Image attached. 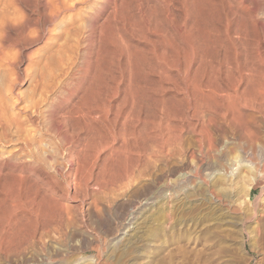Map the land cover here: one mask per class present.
<instances>
[{
  "label": "rangeland",
  "instance_id": "rangeland-1",
  "mask_svg": "<svg viewBox=\"0 0 264 264\" xmlns=\"http://www.w3.org/2000/svg\"><path fill=\"white\" fill-rule=\"evenodd\" d=\"M73 1L77 3L74 7L64 11L62 15L64 16L62 17L63 22L48 26V34L46 35L47 39H43L41 42L29 47V49H24V51H27L31 54V57L34 60L36 57H38L39 53L37 51H40L46 45H48V48H51L52 52L50 53L51 57L47 61V64L41 70V82H39V80L37 83H34V77L38 71L37 67H40V65H37L36 62L26 63L23 61L21 66L29 67L28 71L31 74V77L30 79H27L23 85L19 86L18 90L23 94L30 96L37 94L38 89V92L40 89H44L43 95L46 97V100L43 102V107L49 108L50 115L54 114L58 117V119L63 120L62 130L64 135L66 133V136L58 142L59 149L62 150L64 147L67 148V145H69L71 142L74 147V155L79 153L80 156H76L82 158V152L84 155L86 153L83 148H85V145L89 144L91 139L90 136H87L86 127H84L81 122H78V120H72L73 116L71 115L70 110L73 109V106L76 105V103L82 108H87L90 106L91 102L98 94V89L102 87V77H104L106 74L107 77H110L111 79V93H109L110 96L108 98V101L111 103L109 102L110 112L108 114V123L106 124L109 128L107 129L110 130V134H112L111 136L113 137L109 136L108 140L110 142L107 141L109 144H97L95 149H92L90 154L92 155L91 159H94L91 160L92 165L91 168L88 169L89 175L86 174L89 176V179L87 180L84 187L81 184H79L80 186L77 184L79 183L77 178L78 176L75 180H72L75 181L76 184L75 182L72 183L70 177L67 175L69 164L67 161V163H65V160L61 159L59 154H57L58 157H55V159L52 160L53 162L51 161V163H49L50 165L48 163L30 166L17 165L18 160L11 161L6 164H0V216L5 213V211L8 212L10 210L9 206L11 203L14 204L17 202V193L14 190L24 188V184L26 185V183L32 181L33 179L38 185H44L43 187L48 189L47 193L54 196L52 197L54 198L53 201H55L57 204L62 203L59 204L62 205L60 206L61 211L63 210L61 212V217L63 216V213L65 216V218L62 217V227L60 228L61 231L59 229V231L57 230L58 232L55 234L52 231L53 233L50 234V237H55H51L52 239L50 237L49 238L51 239L52 244L57 243L53 244L57 245V247L60 246L62 248L63 246V248H65L67 246L65 250L62 248L64 250L63 253L66 252L67 254L64 253V255L62 253L63 255L61 254V256L54 254V257V255H49L47 253L48 251L46 246L43 245V247L42 245L38 244L37 247L39 248L35 247V252L38 249L36 252L38 255L50 256H48L47 259L45 258L43 261L44 264H89V261H87L88 259H86L89 256H93V264H264V174H262L263 176H259L260 178H257V185L254 184V186L249 190L247 195L249 197L248 200L245 193L241 190L240 183L242 184L243 180L246 179L244 177L249 179V176L250 178L257 176V171H248L246 165L245 167H239V170L234 169V171L238 170V174L235 175L233 184H231L229 181L227 182V178H223L221 176L218 177L220 175H218V173H220V168L226 166L224 165L225 161H229V159H233L235 156H245L244 153H246V155L249 157L255 158L256 163L259 158L264 156V100L262 103L263 106L261 105L263 109L261 106H254L253 104L249 105L246 109V112H249L250 110L249 113L252 112V117H248V119L243 118V122L239 119L241 121L240 124H237V126L233 128L232 131L230 130L231 127L227 128V132L232 134L227 135L226 133V140H224V145L226 146L223 148L221 145L222 150H220L219 146L220 152L216 151L217 154H215L216 152H213L216 157L215 155H208V157H205L206 153L204 148H202V150L198 152L196 158L197 160L195 159L191 161L193 163L195 161L197 163L198 161V164H191L190 160L189 162L185 159H183L184 161L182 160V166L178 165L179 168L181 167L178 170H181V173L178 171L172 173L169 170L170 165H166L168 163L164 165L159 160H156L161 156V154H158L157 151H155L157 154L154 152V155L149 156L147 159L148 162L146 160V163H142L144 160L142 159V161H140L141 159H138L139 161L136 160V163V161L133 159H137V156L133 154V151H131L130 148V154H127V149L130 146L131 140L127 138L128 140H126L124 143L118 134V132L121 130V125L125 126L124 124H126V126H129L130 124H136V119L139 116L140 117L138 119H141L143 114L146 116V118H148L147 115L149 114L150 116L151 113V116L148 119H155V115L153 114L155 110H158L161 114L168 112V120L166 119V122L175 124L177 123L176 117L180 115V113L182 114V109L184 110L186 107L187 100H190L191 105L193 102V97L197 96L195 98H198L199 96L197 100L200 102L199 104H201L202 109H207L206 111H203V115L206 117L208 115L209 117V115L212 113L210 115L211 117L210 119L208 117V119H206L205 116H202V109H199V112H196L195 114L193 109L190 107V109L186 112L188 123H194L195 121V124H197L195 133H198V131H200L203 127L206 132H209V134L212 130V135L208 134L212 139L217 138L218 136L216 135L220 136V121H218L220 120V103H218V101L213 103L214 101H212L215 100V98L220 100V70L223 72L225 66H228L226 69H230L227 73L229 74V72H231V70L235 69L236 67L237 69L235 70L241 71L242 73H248V69H250V73L251 70L258 72L259 69V72H261L263 75L259 72L257 74L264 76V0H194L200 5H194V1L191 2V0H108L107 5L105 6L106 8L102 6L103 0ZM2 3H4V5ZM192 4L196 7V9H194L195 7L193 8ZM197 5L199 6L198 8ZM0 9L1 84L6 77V68L4 66L3 60L8 56L14 55L18 51L19 47L14 39L17 37L15 36L12 29L6 25L8 24L7 20L18 15L19 13L21 14L22 12H29L30 6L23 3H10L9 1L3 2L0 0ZM231 9L235 11L233 12ZM239 11H242L243 13ZM93 12L95 13V17L88 21L90 18L88 16L89 13L93 14ZM238 14L239 17H237ZM240 16L244 19L242 18V20ZM71 20L73 21L71 24L74 26L73 28H71L70 25ZM5 21H7L6 24ZM237 23L239 25H237ZM76 24L79 26V28L78 26L76 27ZM240 25L245 32V36L242 33L243 31L240 28ZM236 26L237 29L235 28ZM65 31H69L70 33L67 40L65 39L66 41L59 35L63 34ZM235 32L236 34H239L236 35ZM203 34L205 35L204 38ZM241 35L244 37L241 38L242 40L240 39ZM57 37L59 38L57 41L58 45L55 44ZM120 40H122V42L124 41L123 44L120 42ZM206 40H208V42H205V45L206 43L208 44L207 48H205V45L200 46V44ZM244 40L245 44L243 43ZM67 44H69V46ZM124 48H126V50L129 52L128 57L125 54L127 51ZM243 53L246 58L244 57ZM257 55L258 58H256ZM68 63L69 65H67ZM245 63L248 66H246ZM248 63L251 65L254 63L256 65L253 64L249 68ZM63 65L67 66L64 67ZM201 66L204 70L201 69ZM94 67H98L97 70L94 69ZM100 68L101 70H99ZM62 69H69V71H67L68 73L71 71V73L69 74V77H65L64 75L63 77L65 78L62 83H58L57 79L60 78L59 76L61 75V72H64ZM198 69H201L200 72H195ZM98 70L99 72H97ZM195 73H199L198 75L201 73V75H197L198 78L193 77ZM99 74H102V76L100 75L102 80L100 77H98L99 80L95 79L97 76H99ZM196 74L194 76H196ZM207 76L209 77L210 81H206V79L208 80ZM224 76L223 80L226 79V76ZM191 77L197 78L198 80L195 79V82H193L194 79L192 80ZM210 77L212 79H210ZM214 80L218 82H214ZM192 82L193 84H190ZM202 82H205L206 84L204 83L203 85ZM38 83L40 84L41 88L39 87ZM194 83H198V85H195ZM213 84H215L217 88ZM190 86L193 87V93L190 89ZM243 86L245 87L246 85L242 83L239 87V90ZM63 88H70V90L72 89L71 91H73L74 94L72 96H68ZM93 88L97 89H94V91ZM194 88H197V91L201 92V94L198 93L196 89L195 91L197 94L194 93ZM246 88L250 87L247 86ZM246 88L245 90L249 91V89ZM85 90L88 91V93ZM208 90L210 91L208 92ZM91 92L92 94L94 93L93 95L91 94L92 96L90 95ZM203 93L206 96H202L204 95ZM210 94H213L214 97L210 98ZM80 95L81 97L83 96V98H81ZM130 95H134L132 96V101L134 102L130 101ZM85 96L86 98H84ZM78 97H80V100ZM136 100L137 102H135ZM205 100L206 105H203L202 103ZM22 103H20L19 106H21ZM24 104L26 103H23L21 107H23ZM212 104H216V106H211ZM130 107L135 108L131 109ZM210 107L214 110H212ZM216 107H218L219 110ZM190 110L193 112V114H191L192 112ZM209 110L211 113H207ZM7 111L9 113L11 111L10 114L17 116L18 114H21V116L24 118V114L18 112V110L14 109L12 106L10 107V105L7 106ZM67 111L69 112L67 113ZM128 112L130 113V116L127 115L129 114ZM132 112H134V114ZM145 113H147V115ZM124 115L129 118L126 119V116L124 117ZM214 116L218 120H215ZM249 118H251L250 120L253 121L249 122ZM131 119L132 121H130ZM260 120L263 122L261 123ZM140 121H138V124ZM216 121L218 122V127L215 124ZM247 124L248 126L249 124L251 125L248 127L246 126ZM203 125H207V127ZM198 126L200 127L199 130H197ZM211 126L213 129L210 128ZM258 126H261L260 129ZM247 127V131L244 132L243 129L245 128L246 130ZM249 128L251 132L248 131ZM8 130L7 137L11 138L12 140L5 143L3 140H0V150L13 151L17 149L21 143H17L16 141L17 133L15 132V128H12L11 126L8 128ZM67 132L69 133L67 134ZM48 134L50 135L49 132ZM251 136H254L255 139H252L253 137L251 138ZM193 138L194 136H192L191 139ZM113 139L115 140L112 141ZM250 140L252 141V146L255 147H252L251 145L249 147L248 143ZM244 142L249 148L246 146V144H244ZM123 144L125 147L129 145L127 149H124ZM227 146L228 151L226 150ZM121 148L124 153L127 151L126 155L123 154ZM250 148H255V151L251 150ZM249 151H252L254 156L252 153L250 155ZM260 151L263 152V154ZM61 152L62 151H59V153ZM115 153L117 155L119 154L120 157L121 153L122 157L120 158ZM224 154H228L229 157L232 155L234 156L229 158L228 155L225 156ZM129 155L131 156V159H128L130 158ZM116 156L120 159L115 158ZM222 156H224L225 159ZM106 157L109 158L108 161ZM124 158L127 159L126 161L128 164L131 162V165L129 164L130 166H128V168V164L126 162H124V164L122 163L125 161ZM115 159V162L117 163L118 161L122 162L117 164L114 162ZM179 159H182V157H179ZM213 159L215 161H213ZM111 160L112 163H110ZM149 160H151V163ZM199 161L201 162L199 163ZM217 161H223L221 162L222 165H218ZM12 162L15 165H12ZM140 162L142 164H140ZM108 163L109 165H107ZM113 163L115 165H113ZM147 163L150 164L148 165ZM116 164L118 166L123 164V166L126 167L124 168L120 166L117 168ZM34 166L37 168L36 170L39 171V173L35 171L37 179L29 175V172L32 170V168H35ZM129 167H133L132 170ZM200 167L201 170L203 169L202 173ZM120 168L121 170H125L127 168L130 171H134L135 173L129 172L131 175L133 174L132 176H130L129 173L127 175L122 174V176L124 175L127 177V179L124 176V178H122V176L120 178L118 176L123 173V170H119ZM142 169L143 173L140 174V170L142 172ZM197 170L198 174L195 172ZM212 170L214 172H212ZM203 171H207L208 173H212L214 177H218V180L216 177H213L216 179L215 183L216 181L217 183L220 181L219 183L221 184L218 183V185L214 184L213 186L211 182L213 183L214 179L212 177L209 179L207 177L208 173L205 172L204 174L206 176H204ZM262 171L264 173V168ZM13 173L15 174L13 175ZM20 173L24 176H28L29 179H32L29 180L27 178L26 180H28V182L25 180L26 183L24 181L17 182L19 178L18 180L15 178H17L16 175ZM182 173H184V175L190 174L188 177L189 181H180V174L183 175ZM96 175L97 178L98 176L100 177L98 179L94 178ZM102 176L104 180L101 181L102 183L106 184H101L100 178H102ZM190 176L193 177L191 178ZM177 178L179 180H177ZM93 179L97 180L93 181ZM110 181L112 182L110 183ZM14 182L20 184V186L16 185ZM99 182L100 185H104V187L100 186L98 184ZM11 184H14L15 187H13ZM229 184L231 185L229 186ZM219 185L221 187L226 186V189H224L226 192L221 190ZM29 187H31V191L34 188L33 186ZM29 187L28 184L27 187L25 186V188ZM218 187L221 201L219 202L218 200L216 202L218 204L217 206L215 205V208L218 209L216 210L213 205H210L209 208V203L205 199L208 197L211 188L218 189ZM228 190L229 192H227ZM171 191H177L178 194L176 193L177 195H175V192L172 193ZM226 194L229 195V197H232V200L227 198V196H225ZM222 196L224 197L222 198ZM225 197L227 199H225ZM8 203H10V205H8ZM203 207L206 208L203 209ZM254 211L255 214H253ZM132 212L134 213L135 217L130 220L132 223L127 226L128 221L126 218H128ZM67 220L68 223H66ZM0 224L2 225L1 222ZM22 231L24 232L25 230L22 229ZM22 231L20 230L18 233ZM11 232H9L10 238L7 243L9 245L11 244L8 246L11 250L0 253V264H31V261H28L29 254L27 256V253H29L28 251L30 250L25 249V246L22 247L25 244L21 243L23 242L21 241L23 237L24 239L28 238V236L25 237V235H28V230H26L24 233L22 232V234L13 232V235H10ZM19 240L20 243L18 242ZM17 242L22 245L21 248L20 245L15 246L18 244ZM113 244L116 245L113 247ZM14 246L18 250H15ZM40 247H43V249ZM22 254L23 256H21ZM24 257L27 258L24 259ZM48 259L51 261H48Z\"/></svg>",
  "mask_w": 264,
  "mask_h": 264
},
{
  "label": "bare ground",
  "instance_id": "bare-ground-1",
  "mask_svg": "<svg viewBox=\"0 0 264 264\" xmlns=\"http://www.w3.org/2000/svg\"><path fill=\"white\" fill-rule=\"evenodd\" d=\"M3 2H6V1H9L10 3H23V4H27L30 6V9H29V12H22L21 14L19 13L18 15L10 18L8 21V24H6L7 21H5V24L7 25V27L11 28L12 31L14 32L15 36L17 38H14L15 39V42L16 44L19 46L18 47V51L12 55V56H8L6 57L3 61H4V66L6 68V77L4 78V81H2V83L0 84V140L4 141L5 142H10L12 139L11 138H8L7 137V131L9 127L12 126V128L14 127L15 128V132L17 133V137H16V141L17 143H21L20 146L17 147V149L13 150V151H4V150H0V164H6V163H9L11 161H16L18 160L17 162V165H42V164H46V163H51L52 160L55 159V157H58L57 154L60 155V158L65 160V163L68 162V169H67V175L70 177L71 181L72 180H75L76 177L78 178V182L77 183L78 185L81 184L83 185V187L86 185V182L87 180L89 179V174H88V169L91 168V165H92V162L91 159L92 158V155L90 154L92 149H95L96 145L97 144H101V143H108L107 141L109 136H111L112 134H110V130H108V125L106 123H108V114L110 112V104L108 101V98H109V93H111L110 89H111V86H110V83H111V79L110 77H107V75L105 74L103 78V82H102V87L99 88L98 90V94L96 95V97L93 99V101L91 102L90 106H88L87 108H82L80 107L79 105H74L73 106V109L70 110L71 112V115L73 116V119H76L78 120V122H81L83 124L84 127H86L87 129V136L89 137L90 136V139L91 141L89 142L88 145H85V148L84 152L85 155L83 154L82 152V158L81 157H77L76 155H79L80 154L76 153V155H74L75 153H73L74 151V147H73V144L70 142L69 145H67V148H63L62 150L59 149V146H58V142L61 141L62 138H64L66 136V133L65 135L63 134V125H62V121L63 120H60L58 119L57 116H55L54 114L50 115L49 113V108H44L43 107V102L46 100V97L43 95V91L44 89H40V91L38 92L37 90V94H33V95H26V94H23L22 92H20L18 89H19V86L23 85L24 82H26L27 79H30L31 77V74L29 73V67L28 66H21L23 61H25L26 63H29V62H36L37 65H40V67H37L38 68V71H37V74H35L36 76L34 77V83H37V81L41 82V70L42 68L45 67V65L47 64V61L49 60V58L51 57L50 56V53L52 52L51 51V48L49 49L46 45L44 46L40 51H37L39 54H38V57H36V59H32L31 57V54L27 51H24V49H29V47L41 42L43 39H47L46 35L48 34V26L50 25H53V24H60L63 22V18L64 16L63 13L64 11H66L67 9L71 8V7H74L76 5L77 2L73 1V0H2ZM194 0H191V2H193ZM197 1V0H196ZM196 1H194V5L196 4H199L198 2L196 3ZM107 2L108 0H103V5L102 6H106L107 5ZM201 2V1H200ZM4 5V3H2ZM202 4V2H201ZM193 5V4H192ZM193 5V8L195 7ZM200 5V4H199ZM202 6V5H201ZM232 6V5H231ZM245 6V5H244ZM199 6L197 5V8ZM240 7V5H239ZM238 7V8H239ZM4 8V7H2ZM7 8V7H6ZM106 8V7H105ZM231 8V7H230ZM229 8V9H230ZM243 8V7H242ZM252 8V7H250ZM196 9V7L194 8ZM1 10V9H0ZM14 10V9H13ZM106 10V9H105ZM233 11V9H231ZM237 10V9H236ZM239 10V9H238ZM245 10V9H244ZM235 11V10H234ZM233 11V12H234ZM247 11V10H246ZM256 11V9H255ZM239 12H242V11H239ZM238 12V13H239ZM252 12V11H251ZM236 13V12H235ZM243 13V12H242ZM108 14V12H107ZM237 14V13H236ZM249 14V13H248ZM255 15V13H254ZM253 15V16H254ZM90 18L88 19V21L91 20V18L95 17V13L93 12V14L89 13L88 15ZM243 16V15H242ZM247 16V15H245ZM250 16V15H249ZM248 16V17H249ZM252 16V17H253ZM232 17V16H231ZM239 17V14L238 16ZM255 17V16H254ZM236 18V17H235ZM241 18V16H240ZM239 18V19H240ZM243 18V17H242ZM241 18V19H242ZM106 19V18H105ZM238 19V20H239ZM244 19V18H243ZM242 19V20H243ZM247 19V18H246ZM109 20V19H108ZM227 20V18H226ZM73 23V21L71 20V23L70 25ZM104 23V21H103ZM106 23V22H105ZM4 24V23H3ZM4 24V25H5ZM240 24H241V21H240ZM5 25V26H6ZM237 25H239L237 23ZM78 25L76 24V27ZM74 26L71 25V28H73ZM79 28V26H78ZM237 29V26L235 27ZM239 28V26H238ZM240 28H241V25H240ZM242 31H243V28H241ZM74 30V29H73ZM70 31V29H69ZM69 31H65L63 34H59L64 40L68 38V35H70ZM238 31V30H237ZM236 31V32H237ZM72 32V30H71ZM235 32V34H236ZM241 33V32H240ZM243 35H244V31L242 32ZM239 34V33H238ZM236 34V35H238ZM8 35V34H7ZM51 35V34H50ZM233 35V34H232ZM202 36V34H201ZM204 34H203V38H204ZM245 36V35H244ZM240 37V36H239ZM10 38V37H8ZM95 38V37H94ZM241 38H244L240 37ZM58 37H57V40L55 41V44L58 45L57 41H58ZM77 39V38H76ZM75 39V40H76ZM65 40V41H66ZM197 40V39H196ZM203 40V39H202ZM205 40V39H204ZM242 40V39H241ZM240 40V41H241ZM246 40V39H245ZM245 40L243 41V43L245 44ZM77 41V40H76ZM238 41V40H237ZM78 42V41H77ZM120 42H122V40H120ZM124 42V41H123ZM122 42V44H123ZM205 42H208V40L204 41L201 45H205ZM238 43V42H237ZM240 43V42H239ZM242 43V42H241ZM242 43V44H243ZM73 44V43H72ZM69 46V44H67ZM101 45V44H100ZM186 45V43H185ZM207 43H206V47L207 48ZM233 45V44H232ZM76 46V45H75ZM122 46V45H121ZM190 47V46H189ZM233 47V46H232ZM235 47V46H234ZM244 47V46H243ZM241 47V48H243ZM61 48V47H60ZM99 48V47H98ZM214 48V47H213ZM223 48V47H221ZM226 48V47H225ZM236 48V47H235ZM55 49V48H54ZM126 50V48H124ZM228 49V48H227ZM73 50V49H72ZM122 50V49H121ZM222 50V49H221ZM224 50V49H223ZM127 51V50H126ZM185 51V50H184ZM227 51V50H226ZM245 51V49H244ZM204 52V51H203ZM202 52V54H203ZM225 52V51H223ZM222 52V54H223ZM228 52V51H227ZM236 52V51H235ZM234 52V54H235ZM9 53V52H8ZM11 53V52H10ZM75 53V52H74ZM104 53V52H103ZM128 51L125 53L127 55V57L129 56L128 55ZM66 54V53H65ZM70 54V53H69ZM7 55V54H6ZM52 55V54H51ZM99 55V54H98ZM205 55V53H204ZM244 55V53H243ZM191 56V54H190ZM242 56V55H241ZM65 57V56H63ZM126 57V56H125ZM131 57V56H130ZM245 57V55H244ZM3 58V57H2ZM74 58V57H73ZM95 58V57H94ZM203 58V57H202ZM235 58V57H234ZM246 58V57H245ZM258 58V55L257 57ZM255 58V59H256ZM129 59V58H128ZM127 60V58H126ZM189 60H190V57H189ZM193 60V59H192ZM203 60V59H202ZM260 60V59H259ZM225 61V60H224ZM248 61V59H247ZM258 61V60H257ZM262 61V60H261ZM260 61V62H261ZM108 62V61H107ZM226 62V61H225ZM236 62V60H235ZM245 62V61H244ZM252 62V61H251ZM259 62V61H258ZM263 62V61H262ZM66 63V62H65ZM106 63V62H105ZM237 63V62H236ZM250 63V62H249ZM248 63V64H249ZM35 64V65H36ZM108 64V63H107ZM111 64V62H110ZM225 64V63H224ZM246 64V63H245ZM254 63H252L253 65ZM65 65V64H64ZM63 65V66H64ZM69 65V63L67 64ZM66 65V66H67ZM226 65V64H225ZM224 65V66H225ZM251 64H249V68L250 66H252ZM256 65V64H254ZM64 66V67H66ZM105 66V65H104ZM203 66V65H202ZM202 66H201V69H202ZM221 66V65H220ZM230 66V65H229ZM238 66V65H237ZM246 66H248L246 64ZM51 67V66H50ZM62 67V66H61ZM205 67V66H203ZM228 67V66H227ZM225 66V69L223 72H221L220 70V89H219V92H220V100H218V98H215V100H212L214 101L213 103H215V101L218 103H220V120L216 119L215 116V120H218L220 121V136L219 135H216L218 136L217 138L215 139H212L209 135L212 133V130H211V133L209 134V132L207 133L204 128L202 127V129L200 131H198V133H195V130H196V125L195 124V121L194 123H188L187 121V115H186V112L190 109V107L193 109V112L196 114V112H199V109H202V106L201 104H199L200 102H198V98H195L193 97L192 99V104L190 105V100H187V105L186 107L184 108V110L182 109V114L180 113V115H178L176 117L177 118V123L175 124H170L169 122L167 123L166 122V119H167V113H159L158 110H155L153 112V114L155 115V119L153 120H149L148 118H150L151 116V113H150V116L149 114L147 115V113H145L147 115L148 118H146V116L143 114L142 118L143 120L141 119H136L135 122H137L136 124H130L129 126H126V124H124L125 126L121 125V130L118 132L119 136L122 138V142L125 143L126 140H128L127 138H129L131 141L130 143V146H124V149H127V154L129 153V148L131 151H133V154L137 156V159L134 158L133 160H138V159H141L140 161H142V159L144 161H142V163H146V160L149 158V156L151 155H154V152L157 151L158 154H161L160 158L159 159H156V160H159L160 162H162L164 165L166 163V165H170L169 166V170L173 173V172H177L180 168L178 167V165H181L182 164V160L185 159L189 162L195 160L197 158V155H198V152H200V150H202V148H204L205 150V153H206V156L205 157H208V155H215L217 154L216 151L220 152V150H222V146L223 148L226 146L224 145L225 142L224 140H226V133L227 135L228 134H232V133H228L227 132V128L231 127V131L233 128H235L237 126V124H240V120H242L243 118H246L248 119V117H252L250 110L249 112L247 111L246 112V109L249 105L253 104L254 106H261L262 103H263V100H264V76H262L263 74L261 72H259V69H258V72L261 73L262 75H259L257 74L258 72H256L255 70H251V73H250V69L248 73H242L241 71H238V70H235L237 69V67L235 69H232L231 72L228 73V70L230 69H226L227 68ZM69 68V67H68ZM98 68V67H97ZM97 68L94 67V69L97 70ZM106 68V67H105ZM262 68V67H261ZM108 69V67H107ZM201 69H198L196 70L195 72L199 71ZM255 69V68H253ZM63 70V69H62ZM69 71V69H67ZM66 69H64L63 73L61 72V75L59 76L60 78L57 79V82L58 83H62V81L64 80L65 77H69V74L71 73H68ZM101 70V68L99 69ZM99 70L97 72H99ZM106 70V69H104ZM109 70V69H108ZM111 70V69H110ZM204 70V69H202ZM247 70V71H248ZM257 70V69H256ZM48 71V70H47ZM79 71V70H78ZM101 72V71H100ZM107 72V71H106ZM110 72V71H109ZM246 72V71H245ZM81 73V72H80ZM79 73V75H80ZM96 73V71H95ZM121 73V72H120ZM51 74V73H50ZM59 74V73H58ZM82 74V73H81ZM93 74V73H92ZM98 74V73H97ZM104 74V73H103ZM196 74V73H195ZM194 74V75H195ZM199 73L196 74V76L193 75V77H197ZM211 74V73H210ZM228 76H227V75ZM65 75V77H63ZM100 75L102 76V74H99V76H97V78L95 79H98V77H100ZM201 75V73H200ZM198 75V76H200ZM203 75V73H202ZM215 75V74H214ZM213 75V76H214ZM226 77H225V76ZM51 76V75H50ZM71 76V75H70ZM92 76V75H91ZM187 76V75H186ZM223 76L226 78L225 80H223ZM54 77V76H53ZM123 77V76H122ZM192 78V80L194 79L193 82H195V79L197 78ZM206 77V76H205ZM208 77V76H207ZM215 77V76H214ZM213 77V78H214ZM37 78V79H36ZM78 78V77H77ZM116 78V77H115ZM185 78V76H184ZM204 78V77H203ZM101 79V77H100ZM182 79V78H181ZM210 79H212L210 77ZM218 79V78H217ZM54 80V78H53ZM99 80V79H98ZM102 80V79H101ZM117 80V78H116ZM198 80V79H197ZM201 80V79H200ZM203 80V79H202ZM216 80V79H215ZM214 82H218V81H215ZM31 81V80H30ZM67 81V80H66ZM69 81V80H68ZM122 81V80H121ZM206 81H210L209 80V77H208V80L206 79ZM44 82V81H43ZM76 82V81H75ZM117 82V81H116ZM189 82V81H188ZM191 82V81H190ZM190 83V84H193ZM201 82V81H200ZM118 83V82H117ZM185 83V81H184ZM203 85L205 82H202ZM244 83L246 86L244 87H241L240 90H239V87L241 86V84ZM39 84V83H38ZM54 84V83H53ZM189 84V83H188ZM189 84V85H190ZM195 84V83H194ZM198 85V83H196ZM195 84V85H196ZM206 84V83H205ZM210 84V83H209ZM212 84V83H211ZM216 84V83H215ZM213 84V85H215ZM32 85V84H31ZM50 85V83H49ZM100 85V84H99ZM217 85V84H216ZM215 85V86H216ZM76 86V84H75ZM192 86V85H191ZM190 86V87H191ZM247 86H249L250 88H246ZM39 87L41 88L40 84H39ZM48 87V86H47ZM98 87V86H97ZM195 87V86H194ZM197 87V86H196ZM213 87V86H212ZM38 88V87H37ZM91 88V87H90ZM192 88L191 87V91H192ZM200 88V86H199ZM206 88V87H205ZM217 88V86H216ZM215 88V89H216ZM219 88V87H218ZM246 89H249V91H246ZM46 89V88H45ZM64 89V88H63ZM75 89V88H74ZM95 88H93L94 90ZM97 89V88H96ZM95 89V90H96ZM198 90L197 88H194V93H196V91ZM72 90V89H71ZM70 88L69 89H64V91L67 93L68 96H72L74 94L73 91H71ZM88 90V89H87ZM92 90V89H91ZM94 90V91H95ZM117 90V89H116ZM207 90V89H206ZM48 91V90H47ZM86 91V90H85ZM186 91V90H185ZM201 91V90H200ZM205 91V90H204ZM210 90H208L209 92ZM240 91V92H239ZM246 91V92H245ZM88 93V91H86ZM90 92V90H89ZM93 92V91H92ZM92 92L90 93V95L92 94ZM113 92V90H112ZM131 92V91H130ZM133 92V91H132ZM187 92V91H186ZM198 92V91H197ZM206 92V91H205ZM217 92V91H216ZM85 93V92H84ZM83 93V94H84ZM193 93V91H192ZM191 93V94H192ZM201 94V92H198ZM212 93V92H211ZM82 94V95H83ZM94 94V93H93ZM92 94V95H93ZM113 94V93H112ZM126 94V93H125ZM130 94V93H129ZM132 94V93H131ZM197 94V93H196ZM199 94V95H200ZM204 94V93H203ZM215 94V93H214ZM91 95V96H92ZM114 95V94H113ZM128 95V94H127ZM189 95V94H188ZM193 95V94H192ZM213 95V94H212ZM210 94V98L214 97V95L212 96ZM218 95V94H217ZM131 96V95H130ZM129 96V97H130ZM134 96V95H132ZM131 96V100L132 101V97ZM202 96H206L205 94L202 95ZM81 97V95H80ZM78 97V99L80 98ZM201 97V96H200ZM83 98V96L81 97ZM86 98V96L84 97ZM208 98V99H210ZM88 99V98H87ZM91 99V98H90ZM136 99V98H135ZM201 99H204V98H201ZM200 99V101H201ZM217 99V100H216ZM75 100V99H74ZM80 100V99H79ZM83 101V100H82ZM123 101V100H122ZM220 101V102H219ZM26 103L22 106L23 103ZM134 102V101H132ZM137 102V100L135 101ZM206 100L203 101V105L205 104L206 105ZM21 104V106H19ZM111 103V102H110ZM130 103V102H129ZM209 103V101H208ZM207 103V104H208ZM216 103V104H218ZM81 104V103H80ZM216 104H212L211 106H216ZM10 107L12 106L14 109H17L18 112L24 114V118L21 116V114H18L17 115H13V114H10V113L7 111V106ZM132 105V104H131ZM183 105V104H182ZM210 105V104H209ZM264 105V103H263ZM262 105V106H263ZM130 106V104H129ZM134 106V105H133ZM261 106V107H262ZM132 107V106H131ZM130 107V108H131ZM201 107V108H200ZM206 107V106H205ZM209 107V106H208ZM207 107V108H208ZM219 107V106H218ZM216 107V108H218ZM251 107V106H250ZM264 107V106H263ZM262 107V109H263ZM124 108V107H123ZM135 108V107H134ZM134 108H131V109H134ZM157 108V107H156ZM211 108V107H210ZM215 108V107H214ZM257 108V107H256ZM12 109V108H11ZM138 109V108H137ZM160 109V108H159ZM212 109V108H211ZM254 109V108H253ZM9 110V109H8ZM141 110V109H140ZM207 110V109H206ZM205 109H202V116H205L203 115V111H206ZM214 110V109H212ZM219 110V108H218ZM128 111L130 112V110L128 109ZM152 111V110H151ZM166 111V110H164ZM191 111V110H190ZM216 111V110H215ZM214 111V112H215ZM259 111V110H258ZM69 111H67L68 113ZM116 112V111H115ZM126 112V111H125ZM128 112V113H129ZM170 112V111H169ZM192 112V111H191ZM193 112L191 114H193ZM254 112V111H253ZM124 113V112H123ZM134 114V112H132ZM159 113V114H157ZM172 113V112H171ZM207 113H211V111L209 110V112ZM260 113V112H259ZM261 113H262V110H261ZM263 113H264V109H263ZM262 113V115H263ZM70 114V113H69ZM126 114V113H124ZM136 114V113H135ZM138 114V113H137ZM152 114V115H153ZM212 114V113H211ZM210 114V115H211ZM68 115V114H67ZM70 115V116H71ZM112 115V114H111ZM110 115V116H111ZM130 116V113L127 114ZM132 115V114H131ZM171 115V114H170ZM169 115V116H170ZM189 115V114H188ZM207 117L210 119V116ZM254 115V114H253ZM126 115H124L125 117ZM145 116V117H144ZM190 116V115H189ZM188 116V117H189ZM201 116V115H200ZM201 116V117H202ZM22 117V118H21ZM68 117V116H67ZM133 117V116H132ZM130 117V118H132ZM153 117V116H152ZM174 117V118H175ZM200 117V118H201ZM206 117V116H205ZM206 117V119H208ZM217 117V116H216ZM255 117V116H254ZM60 118V117H59ZM69 118V117H68ZM129 118L126 116V119ZM70 119V120H71ZM119 119V118H118ZM125 119V118H124ZM123 119V120H124ZM149 121H148V120ZM202 119V118H201ZM204 119V120H206ZM240 119V120H239ZM251 118H249V122L250 121H253V120H250ZM65 120V119H64ZM121 120V119H120ZM141 120V121H140ZM168 120V119H167ZM170 120V119H169ZM198 120V118H197ZM203 120V119H202ZM214 120V121H215ZM264 120V119H263ZM132 121V119L130 120ZM138 121H140V123L138 124ZM212 121V120H211ZM244 120H242L243 122ZM121 122V121H120ZM125 122V121H124ZM206 122V121H205ZM204 122V123H205ZM210 122V121H208ZM213 122V121H212ZM211 122V124H212ZM260 122L262 123L263 121L260 120ZM97 125H95V124ZM127 123V122H126ZM131 123V122H130ZM201 123V121H200ZM203 123V122H202ZM218 122L216 121L215 124L216 126L218 125L217 124ZM260 123V124H261ZM68 124V123H67ZM71 124V122H70ZM115 124V123H114ZM120 124H123V123H120ZM119 124V125H120ZM129 124V123H128ZM214 125V123H213ZM251 124H249L250 126ZM200 126V125H199ZM198 126V129L199 130V127ZM203 126H206L207 125H203ZM209 126V125H208ZM215 126V127H216ZM219 126V125H218ZM217 126V127H218ZM248 126V124L246 125ZM248 126V127H249ZM111 127V126H110ZM205 127V128H206ZM243 127V125H242ZM248 127L243 129L244 132L247 131ZM259 127V126H258ZM261 127V126H260ZM259 127V129H260ZM108 128V129H107ZM119 128V129H120ZM212 128V126L210 127ZM252 128V127H251ZM118 129V130H119ZM213 129V128H212ZM68 130V129H67ZM113 130V129H112ZM229 131V132H231ZM250 131V128L249 130ZM255 131V130H254ZM253 131V133H254ZM47 132V134H46ZM48 132L50 133V135L48 134ZM112 132V131H111ZM217 132V131H215ZM251 132V131H250ZM69 132H67L68 134ZM219 133V132H218ZM217 133V134H218ZM247 133V132H246ZM256 133V132H255ZM209 134V135H208ZM212 135V134H211ZM215 135V134H214ZM238 135V134H236ZM242 135V133H241ZM48 136V137H47ZM115 136V135H114ZM192 136H194L193 139ZM233 136V135H232ZM87 137V138H88ZM113 137V136H111ZM235 137V136H234ZM233 137V138H234ZM253 137V138H252ZM120 138V139H121ZM228 138V137H227ZM232 138V137H231ZM252 139H255L254 136H251ZM263 138V137H262ZM139 139H140V142H139ZM235 139V138H234ZM239 139V138H238ZM250 139V138H249ZM251 139V140H252ZM257 139V138H256ZM115 139H113L112 141H114ZM230 140V139H229ZM248 143L249 147L250 145L252 146L251 144V141ZM65 141V140H64ZM84 141V140H83ZM236 141V140H235ZM257 141V140H256ZM258 141H259V138H258ZM110 142V141H109ZM139 142V143H138ZM242 142H243V139H242ZM247 142V141H246ZM255 142V141H254ZM262 142V140H261ZM129 143V142H128ZM235 143V142H234ZM259 144H261L260 142H258ZM109 144V143H108ZM127 144V143H126ZM220 144V145H218ZM230 144V143H229ZM244 144H246L244 142ZM255 144V143H253ZM258 144V145H259ZM60 145V144H59ZM222 145V146H221ZM256 145V144H255ZM84 146V144H83ZM82 146V147H83ZM107 146V144H106ZM219 146H220V150H219ZM238 146V145H237ZM236 146V147H237ZM247 146V144H246ZM119 147V146H118ZM248 147V146H247ZM246 147V148H247ZM248 147V148H249ZM252 147H255V146H252ZM259 147V146H258ZM262 147V146H261ZM264 147V146H263ZM238 148V147H237ZM243 149V148H242ZM245 149V148H244ZM251 149V148H250ZM249 149V150H250ZM117 150V149H115ZM114 150V152H115ZM119 150V149H118ZM122 150V148H121ZM199 150V151H198ZM224 150V149H223ZM228 151V146H227V149ZM225 150V152H226ZM251 150H254L255 151V148L251 149ZM257 150V149H256ZM261 150V149H260ZM59 151H62L61 153H59ZM83 151V150H82ZM97 151V150H96ZM240 151V150H239ZM243 151V150H241ZM247 151V150H246ZM120 152V151H119ZM123 152V150H122ZM126 152L123 154L126 155ZM213 152L215 154H213ZM222 152V151H221ZM230 152V151H229ZM245 152V151H244ZM250 152V155L252 153V151H249ZM261 152V151H260ZM264 152V151H263ZM263 152H261L263 154ZM156 153V152H155ZM203 153V154H205ZM212 153V154H211ZM235 153V152H234ZM233 153V154H234ZM94 154V153H92ZM116 154V153H115ZM130 154V153H129ZM157 154V153H156ZM201 154V153H200ZM223 154V153H222ZM229 154V153H228ZM228 154H224L225 156H227ZM239 154V153H238ZM245 156H235L233 157L234 155L230 156V157H233V159H229V161H225L224 167L220 168V173H218V177H223V178H227V182L229 181L231 184H233V180L235 179V175L238 174V168L241 167V166H244L245 165L247 166V169L248 171L249 170H255L257 171V176L255 177H252L250 178V176L248 177L249 179H247V177H244L246 179L243 180L242 184L240 183V187H241V190L245 193V195L247 196L248 193H249V190L256 184V181H257V178L259 176H261L263 173L262 169L264 168V156L259 158V160L257 161L256 163V160L255 158L253 157H249L248 155H246V153H244ZM249 154V153H248ZM260 154V153H259ZM258 154V155H259ZM95 155V154H94ZM93 155V156H94ZM117 155V154H116ZM121 157H122V154L120 153ZM132 155V154H131ZM240 155V154H239ZM253 155V153H252ZM261 155V154H260ZM119 156V154L117 155ZM115 157L117 159H120L119 157ZM200 156V155H199ZM218 156V155H217ZM220 156V155H219ZM254 156V155H253ZM262 156V155H261ZM114 157V156H113ZM130 158H127L128 159H131V156L129 155ZM134 157V156H133ZM179 157H182V159H179ZM216 157V155H215ZM214 157V159H215ZM221 157V156H220ZM224 158V156H222ZM229 157V155H228ZM229 157V158H230ZM107 158V157H106ZM152 158V157H151ZM154 158V157H153ZM156 158V157H155ZM199 158V157H198ZM219 158V157H218ZM217 158V159H218ZM258 158V157H257ZM125 159V158H124ZM122 159V160H124ZM202 159V158H201ZM208 159V158H207ZM213 159V161H215ZM225 159V158H224ZM223 159V161H224ZM96 160V158H95ZM94 160V161H95ZM109 160V158H107V161ZM113 160V159H112ZM112 160L110 163H112ZM127 159H125V161H120L124 164V162L127 163L126 161ZM152 160V159H151ZM151 160L150 163H151ZM197 160V159H196ZM219 160V159H218ZM221 160V159H220ZM67 161V162H66ZM104 161V159H103ZM106 161V162H107ZM116 161V159L114 160V162ZM132 161V160H131ZM139 161V160H138ZM154 161V160H153ZM184 161V160H183ZM202 161V160H201ZM199 161V163L201 162ZM221 161V162H223ZM53 162V161H52ZM55 162V161H54ZM58 162V161H57ZM120 162L118 161V163L120 164ZM130 162V161H129ZM134 162V161H132ZM148 162V160H147ZM156 162V161H154ZM220 161H217V164L218 165H222ZM13 163V162H12ZM11 163V164H12ZM56 163V162H55ZM105 163V161H104ZM117 163V162H115ZM117 163V164H118ZM131 163V162H130ZM129 163V164H130ZM137 163V161H136ZM134 163V164H136ZM140 162V164H142ZM149 163V164H150ZM153 163V162H152ZM193 162H191L192 164ZM196 163V161L194 162ZM193 163V164H194ZM212 163V162H211ZM10 164V165H11ZM117 168L118 167H126V166H123L122 165H117ZM128 164V163H127ZM127 165V168L128 166L130 165ZM148 164V163H147ZM146 164V165H147ZM148 164V165H149ZM159 164V163H158ZM186 164L188 165V163L186 162ZM198 164V161L197 163ZM195 164V165H196ZM215 164V163H214ZM258 164V165H256ZM12 165H15L14 163ZM50 165V164H49ZM54 165V164H53ZM52 165V166H53ZM109 165V163L107 164ZM111 166L115 165L113 163L110 164ZM133 165V164H132ZM145 165V164H144ZM152 165V164H151ZM162 165V164H161ZM185 165V164H183ZM207 165V164H206ZM205 165V166H206ZM115 166V167H116ZM135 167H137L136 165H134ZM141 166V165H140ZM182 166V165H181ZM22 167V166H21ZM35 167V166H34ZM134 167V168H135ZM191 167V166H190ZM23 168V167H22ZM56 168V167H55ZM125 169V170H121V168L119 170H121L123 173L120 174V177L122 176V174L124 175H127L129 172H133L135 173L134 171H130L129 169ZM131 168V167H129ZM133 168V167H132ZM131 168V170H132ZM218 168V166H217ZM37 168H32V170L29 172V175L30 176H33L35 179H37V176L35 175V171ZM145 169V168H144ZM167 169V168H166ZM165 169V170H166ZM196 169V168H194ZM198 169V168H197ZM234 169H238L237 171H234ZM92 170V169H91ZM200 170H201V167H200ZM199 170V171H200ZM203 170V169H202ZM202 170H201V173H202ZM205 170V169H204ZM217 170V169H215ZM21 171V170H20ZM19 171V172H20ZM102 171V170H101ZM137 171V170H136ZM145 171V170H144ZM181 171V170H180ZM180 171H178L179 173H181ZM218 171V170H217ZM87 172V173H86ZM169 172V171H168ZM196 173L198 172L195 171ZM205 171H203V174H204ZM210 172V171H209ZM212 172H214L212 170ZM240 172V171H239ZM11 173V172H10ZM18 173V172H17ZM37 173H39V171H37ZM66 173V171H65ZM118 173V174H119ZM138 173V172H137ZM143 173V169H142V172L140 170V174ZM145 173V172H144ZM187 173V172H186ZM205 173H208L207 171ZM217 173V172H216ZM243 173V172H242ZM15 173H13L14 175ZM28 174V173H27ZM88 174V175H86ZM98 174V173H97ZM117 174V173H116ZM130 174V173H129ZM139 174V173H138ZM171 174V173H170ZM178 174V173H177ZM183 175L180 174L181 178H180V181H184V180H188V177L189 175H184V173H182ZM198 174V173H197ZM215 174V173H214ZM26 175V174H25ZM109 175V173H108ZM123 175V176H124ZM133 175V174H132ZM130 174V176H132ZM192 175V173H191ZM193 175H194V172H193ZM196 175V174H195ZM201 175V174H200ZM199 175V176H200ZM208 178L210 179V177H214L212 173H208L207 174ZM245 175V174H244ZM122 176V178H124ZM177 176V175H176ZM204 176H206L204 174ZM241 176V175H240ZM263 176V175H262ZM12 177H15V176H12ZM17 179L19 178V181H24L28 178V176H24L23 174H17L16 175ZM100 176H98L99 178ZM112 177V176H111ZM191 177V176H190ZM193 177V176H192ZM191 177V178H192ZM216 177V176H215ZM214 177V178H215ZM218 177L217 180H218ZM91 178V177H90ZM94 178H97V175L96 177ZM97 178V179H98ZM117 178V177H116ZM127 179V177H125ZM129 178V177H128ZM198 178V177H197ZM202 178V177H201ZM211 178V179H212ZM213 178V179H214ZM260 178V177H259ZM29 179V178H28ZM32 179V178H31ZM29 179V180H31ZM95 179V180H97ZM212 179V180H213ZM220 179V178H219ZM41 180V179H40ZM93 179V181H95ZM104 180L103 179V176L102 178H100V182L101 184H106V183H102V181ZM177 180H179L177 178ZM201 180V179H200ZM215 180L214 179V182L211 184L214 186V184H217L220 182L216 181L215 183ZM226 180V179H225ZM15 181V180H14ZM28 182V180H26ZM77 181V180H76ZM196 181V180H195ZM239 181V180H237ZM75 182V181H72V183ZM100 182L98 183L100 185ZM109 182V181H108ZM112 181H110L111 183ZM179 182V181H178ZM208 182V181H206ZM16 183V182H14ZM22 183V182H21ZM26 183V182H25ZM39 183V182H38ZM43 183V182H42ZM93 183H96V182H93ZM109 183V184H110ZM205 183V182H204ZM23 184V183H22ZM27 184H28V187L29 186H33V190L31 191V187L29 188H25V186L27 187ZM41 184V183H40ZM76 184V182H75ZM74 184V185H75ZM114 184V183H113ZM112 184V185H113ZM221 184V183H219ZM224 184V183H223ZM229 184V186L231 185ZM12 185V184H11ZM16 185L20 186V184L16 183ZM73 185V184H72ZM71 185V186H72ZM97 185V184H96ZM98 185V186H99ZM207 185V184H206ZM216 185V186H217ZM225 185V184H224ZM234 185L236 186V184L234 183ZM13 187L14 184L12 185ZM44 186V185H43ZM42 185H38L37 182L35 180L32 179V181H29L28 183H26V185L24 184V188H19L17 191L14 190L16 193H17V202H15L14 204H12L11 202V205L10 203H8L9 206V211L5 213H3L1 216H0V222L2 223V225L0 224V253L1 252H7L8 250H11L9 249L8 246H10L8 243V240L10 238L9 236V232L10 235L12 234L13 235V232L17 233V234H22V229L23 230H28V235H25L28 236V238H25L23 237V239H21V243L25 244V245H20V240L17 242L18 244H16L15 246L17 245H20V248L21 246L24 247L25 249H28L30 251H28L29 253H27V256H28V261H31V264H44L43 261L45 260V258L47 259L49 255H60L63 253V251L65 250V248H67V246L65 248H62L60 246L57 247V245H53V244H57V243H53L52 244V241L51 239L54 238L55 236H51L50 237V234H52L54 232L57 233L59 231V229L62 227V217L65 218L64 216V213H63V216L61 217V207L62 205H59V204H62V203H56L55 201H53L54 196L50 195L47 193L48 189H45ZM76 186V185H75ZM80 186V185H79ZM92 186V184H91ZM97 186V187H98ZM102 186V185H100ZM99 186V187H100ZM109 186V185H108ZM114 186V185H113ZM215 186V187H216ZM220 186V185H219ZM234 186V187H235ZM78 187V186H77ZM82 187V186H81ZM95 187V186H93ZM98 187V188H99ZM104 187V185L102 186ZM106 187V186H105ZM211 187V186H210ZM209 187V188H210ZM221 187V186H220ZM226 187V186H225ZM225 187H221V190H224L226 189ZM18 188V187H16ZM87 188V187H85ZM207 188V187H206ZM208 188V189H209ZM232 188V187H231ZM236 188V187H235ZM206 189V190H208ZM227 189H228V186H227ZM9 190V189H8ZM54 190V189H53ZM190 190H193V189H190ZM218 190V191H217ZM220 190V191H221ZM239 190V189H238ZM120 191V190H119ZM225 191V190H224ZM235 191V190H234ZM172 192V191H171ZM175 192V191H173ZM172 192V193H173ZM217 192V193H215ZM222 192V191H221ZM226 192V191H225ZM229 192V190L227 191ZM241 192V191H240ZM52 193V192H51ZM162 193V191H161ZM171 193V195H172ZM177 191L175 192V195ZM184 193V192H183ZM182 193V194H183ZM208 193V192H207ZM206 193V194H207ZM234 193V192H233ZM238 193V192H237ZM242 193V192H241ZM205 194V195H206ZM220 192H219V187L218 189H214V188H211L210 191H209V194H208V197H206V201L209 203V208H210V205H213L214 208L218 205L216 202L219 200V202L221 201V197H220ZM235 194V193H234ZM16 195V194H15ZM174 195V196H175ZM180 195V194H179ZM184 196H187V195H184ZM227 196V198H232V197H229V195H225ZM235 196V195H234ZM244 196V195H243ZM201 197V196H200ZM224 196H222L223 198ZM49 198V199H48ZM52 198V199H50ZM203 198V197H201ZM225 197V199H227ZM5 199V198H4ZM156 199V198H155ZM204 199V198H203ZM202 199V200H203ZM249 199V197L247 196V200ZM56 200V199H55ZM232 200V199H231ZM6 201V199H5ZM10 201V200H9ZM228 201V200H227ZM234 201V200H233ZM7 202V201H6ZM241 202V201H240ZM245 202V201H244ZM205 203V202H204ZM247 203V201H246ZM245 203V204H246ZM199 204V203H198ZM201 205V204H200ZM204 205V204H203ZM216 205V206H215ZM207 206V207H208ZM66 207V206H65ZM219 207V206H218ZM223 207V206H222ZM237 207V206H236ZM68 208V207H67ZM95 208V207H93ZM191 208V206H190ZM206 207H203V209H205ZM221 208V207H220ZM233 208V207H232ZM231 208V209H232ZM255 208V207H254ZM84 209V208H83ZM143 209V208H142ZM216 209V208H215ZM214 209V210H215ZM225 209V207H224ZM246 209V207H245ZM250 209V208H249ZM248 209V210H249ZM65 210V209H64ZM138 210V209H137ZM218 210V209H216ZM220 210V209H219ZM227 210V209H226ZM234 210V209H232ZM223 211V210H222ZM228 211V210H227ZM217 212V211H216ZM234 212V211H233ZM232 212V213H233ZM228 213V212H227ZM246 213V212H245ZM244 213V214H245ZM252 213V212H251ZM224 214V213H223ZM253 214H255V211L253 212ZM69 215V214H67ZM135 217L134 213H130L129 217L126 218L127 219V226H129L132 222H130L131 219H133ZM63 218V219H64ZM68 218V217H66ZM71 219V218H69ZM261 219V218H260ZM66 220V219H65ZM161 220V219H160ZM71 221V220H70ZM69 221V222H70ZM99 221V220H98ZM190 222V221H189ZM197 222V221H196ZM66 223H68V220L66 221ZM73 223V222H72ZM135 223V222H134ZM256 223V222H255ZM65 224V223H64ZM63 224V225H64ZM2 226V228H1ZM68 226V225H67ZM125 227V226H124ZM63 229V228H62ZM22 231V232H19L18 231ZM58 230V231H57ZM257 230V229H256ZM24 231V232H25ZM53 231V232H52ZM56 231V232H55ZM61 231V229H60ZM23 232V233H24ZM15 235V234H14ZM71 235V234H70ZM22 236V235H20ZM19 236V237H20ZM72 236H73V233H72ZM120 236V235H119ZM135 236V235H134ZM51 239H50V238ZM119 239V238H118ZM117 239V240H118ZM56 240V239H55ZM54 242V241H53ZM11 243V242H9ZM82 243V242H81ZM38 244L40 245H44L46 246L47 248V253L49 254L48 256L47 255H38L36 252H37V247ZM116 244H113V247L115 246ZM14 246V249L16 250L17 248ZM43 246V247H44ZM35 247H37L36 249V252H35ZM43 247H40L43 249ZM74 247V246H73ZM19 248V247H18ZM19 248V249H20ZM41 249V250H42ZM75 249V248H74ZM18 250V249H17ZM24 250V249H22ZM46 250V249H45ZM69 250V249H68ZM20 251V250H19ZM44 251V250H43ZM25 252V251H24ZM65 254H67L66 252H64ZM63 253V254H64ZM43 254V253H42ZM62 254V255H63ZM64 254V255H65ZM54 255V257H55ZM23 256V254L21 255ZM50 257V256H49ZM58 257V256H57ZM95 257V256H94ZM27 258V257H24V259ZM52 258V257H51ZM61 258V257H60ZM86 259H88L87 261H89V264H93V256H89L87 257ZM96 259V258H95ZM50 259H48L49 261ZM27 261V259H26ZM25 261V262H26ZM27 261V262H28ZM51 261V260H50ZM100 262V261H98ZM57 263V262H56ZM11 264V263H10ZM46 264V263H45ZM54 264V263H53ZM97 264V263H96Z\"/></svg>",
  "mask_w": 264,
  "mask_h": 264
}]
</instances>
